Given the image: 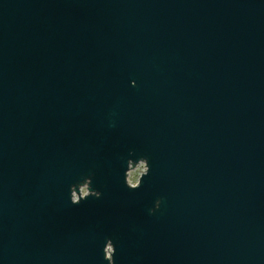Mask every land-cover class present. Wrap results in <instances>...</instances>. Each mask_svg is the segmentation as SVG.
<instances>
[{
    "label": "water",
    "instance_id": "95a60500",
    "mask_svg": "<svg viewBox=\"0 0 264 264\" xmlns=\"http://www.w3.org/2000/svg\"><path fill=\"white\" fill-rule=\"evenodd\" d=\"M0 264H264V0H0Z\"/></svg>",
    "mask_w": 264,
    "mask_h": 264
},
{
    "label": "clouds",
    "instance_id": "9594fccd",
    "mask_svg": "<svg viewBox=\"0 0 264 264\" xmlns=\"http://www.w3.org/2000/svg\"><path fill=\"white\" fill-rule=\"evenodd\" d=\"M141 171H144L143 165L141 166ZM137 175H139V174H137ZM133 186H135V184ZM85 194H87V190L86 189H85ZM109 251H111V249Z\"/></svg>",
    "mask_w": 264,
    "mask_h": 264
}]
</instances>
